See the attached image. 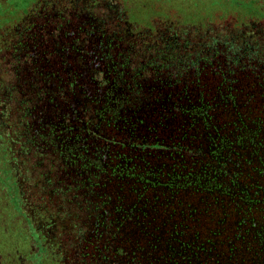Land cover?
I'll return each instance as SVG.
<instances>
[{"label":"flooded vegetation","instance_id":"af4514ba","mask_svg":"<svg viewBox=\"0 0 264 264\" xmlns=\"http://www.w3.org/2000/svg\"><path fill=\"white\" fill-rule=\"evenodd\" d=\"M25 4L0 264H264V0Z\"/></svg>","mask_w":264,"mask_h":264},{"label":"rangeland","instance_id":"374dc122","mask_svg":"<svg viewBox=\"0 0 264 264\" xmlns=\"http://www.w3.org/2000/svg\"><path fill=\"white\" fill-rule=\"evenodd\" d=\"M8 4L6 11L0 10V30L3 31L12 26V20L28 16L25 0H9Z\"/></svg>","mask_w":264,"mask_h":264}]
</instances>
